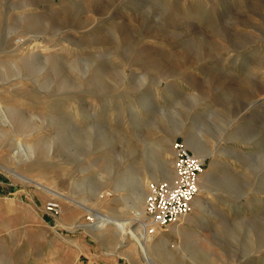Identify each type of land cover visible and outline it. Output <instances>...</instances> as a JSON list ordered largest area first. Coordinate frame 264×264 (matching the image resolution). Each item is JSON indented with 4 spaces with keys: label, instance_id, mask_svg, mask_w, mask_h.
Segmentation results:
<instances>
[{
    "label": "rangeland",
    "instance_id": "rangeland-1",
    "mask_svg": "<svg viewBox=\"0 0 264 264\" xmlns=\"http://www.w3.org/2000/svg\"><path fill=\"white\" fill-rule=\"evenodd\" d=\"M0 108V163L9 157L7 172L29 184L0 193V264H53L79 241L97 256L129 242L142 264H264V0H0ZM170 126L200 131L214 181L206 211L193 206L181 236L176 224L162 231L169 252L148 258L131 192L115 189L128 168L167 182L148 170L154 144L175 179L174 144L186 142ZM80 202L128 231L81 226L98 217Z\"/></svg>",
    "mask_w": 264,
    "mask_h": 264
},
{
    "label": "bare ground",
    "instance_id": "bare-ground-1",
    "mask_svg": "<svg viewBox=\"0 0 264 264\" xmlns=\"http://www.w3.org/2000/svg\"><path fill=\"white\" fill-rule=\"evenodd\" d=\"M19 43H22L21 40L19 41ZM19 77H20V75H19ZM0 109H3V108H0ZM0 113H1V110H0ZM169 129H170L169 133H178V134L184 135L187 148L193 150L194 154L196 156L194 154L193 155L195 157H197L198 159L205 160L208 156L213 155L214 150L210 146H208V144L205 141H203L200 131H197L196 128L193 129V131H189V132H185V130H184L185 128L183 126H178V127H176V126L171 127L170 126ZM34 131H36V130H31L27 134L23 133V135H25L24 137H29L34 133ZM107 137L108 136H105V138H107ZM103 141H106V139ZM109 141H110V139H109ZM17 146H18L17 151H16L17 155H20V156L24 155V157H26L27 159L31 158L32 153L30 154V152H31L30 148L32 150V147L26 148L27 146H25L24 143L20 140L17 141ZM152 148H153V150L151 149L152 150L151 154L148 153L150 155H148V158H146V159H148L147 160L148 163H149V161L154 160L156 162V166H154V168L151 170L149 168L148 169L149 172L153 173L152 176L156 180L162 179L163 181L167 180L168 183H173L175 181V179L173 178L174 173H172V169L170 168V162L164 157V151H165L164 146L162 144H154ZM27 149H29V150H27ZM103 160L105 162L108 161L106 156H104ZM108 167H109V176H111L114 172V169L112 166H108ZM151 167H153V166H151ZM142 170L143 169L139 168V167L138 168H130V169L128 168V171L127 172L125 171L126 173L122 174L121 177L119 178L115 191L119 192L122 190H127V191L131 192L130 205L128 206V208L134 209V211L136 213L135 214L136 218L134 217V219H136L139 223V226H138L139 230L133 231L134 241L136 242V245H138V248L140 247L141 250L143 252H145V254L147 255L146 257L151 258V256L153 257L156 254L158 255V253L155 251L158 248L161 251L166 250L169 252V250H167V248L169 247V241L166 237H161V238L156 237V235H159L160 231H158L157 234L153 235V236L147 235V233H146L145 229H146L147 225L145 223L146 218H145V207H144V205H145V201H146V196H145L147 194L146 191L149 188L148 187L149 182L144 180L142 177H139V174ZM205 175H206V171L202 177V181H201V185H200V193L197 196V198L195 199L193 206L195 207L197 205L201 209H204L206 211V208H205L203 201L201 199V195L204 192L205 188L208 187V185H210L214 180L212 181L208 178H205L207 176V175L206 176ZM24 180H25V178H24ZM30 180L31 179H28V181H30ZM210 181H212V182H210ZM35 183L37 184L38 187H40L42 190H44L47 194H49L51 196H54L60 200L75 202L70 197H68L67 195H64V194L58 192L56 189H54L50 186L44 185L40 181L35 182ZM156 183H159V182H156ZM211 193L215 194L216 192L211 191ZM80 204L88 212L95 211L94 215H96L98 217V222L94 226L88 225V224L81 225V226L86 227V229L92 228L94 231H98L101 234H105L106 229H107L106 227L108 225H111V224L114 225L115 224L118 228L117 233L119 235L124 236V232L128 231V227L120 225L118 220L106 215L105 213H103L100 210H96V209L88 207L87 205H85V202H80ZM187 223L188 222H187L186 217L182 218L178 223H176V225L173 227V232L175 233L174 235H177V236L183 235L185 233L184 229L188 225ZM77 227H79V226L76 225L73 228L72 227L71 228L76 229ZM163 257L164 256L162 254H160V256L157 259H159V258L162 259Z\"/></svg>",
    "mask_w": 264,
    "mask_h": 264
},
{
    "label": "built area",
    "instance_id": "built-area-1",
    "mask_svg": "<svg viewBox=\"0 0 264 264\" xmlns=\"http://www.w3.org/2000/svg\"><path fill=\"white\" fill-rule=\"evenodd\" d=\"M175 172L173 183L152 182L149 185L145 205V223L147 235H156L169 226L178 223L192 212L194 201L200 193L206 160L193 155L184 143L175 142ZM60 203L50 201L46 206L49 213L58 215ZM88 220L91 216H88Z\"/></svg>",
    "mask_w": 264,
    "mask_h": 264
},
{
    "label": "crops",
    "instance_id": "crops-1",
    "mask_svg": "<svg viewBox=\"0 0 264 264\" xmlns=\"http://www.w3.org/2000/svg\"><path fill=\"white\" fill-rule=\"evenodd\" d=\"M6 154L9 156L8 150ZM8 160L9 157L6 161L7 166L0 163V193L1 195L7 193L8 196L15 191H23L22 194L24 195L26 194L25 191H29V184L24 183L20 179H17L18 183H16L15 176L7 172V168L12 166V163L8 162ZM10 160L12 161V159ZM19 186L21 189H19ZM5 208L6 210H11V207H8V205ZM69 211L70 217L74 219L77 213L74 210ZM161 232L159 233L160 236L156 235L157 238L165 236ZM83 244L82 241L71 242L69 247L55 249L51 262L53 264H142L141 255L139 256L137 251H130L132 245L129 242H120L110 250L103 248L98 256L87 245L83 247Z\"/></svg>",
    "mask_w": 264,
    "mask_h": 264
}]
</instances>
